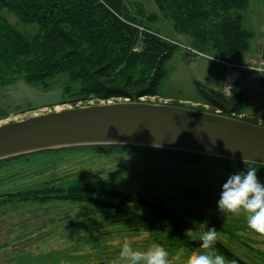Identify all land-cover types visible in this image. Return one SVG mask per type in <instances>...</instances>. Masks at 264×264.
Instances as JSON below:
<instances>
[{"label":"rangeland","instance_id":"374dc122","mask_svg":"<svg viewBox=\"0 0 264 264\" xmlns=\"http://www.w3.org/2000/svg\"><path fill=\"white\" fill-rule=\"evenodd\" d=\"M131 1L158 14L160 21L156 26L161 32L189 46L190 38L174 32L171 22L163 19L152 0ZM136 5L132 8L137 9ZM1 15L23 34L32 35L37 30L36 24L21 22L7 9L2 10ZM242 15L243 27L252 33L247 52H264V0H247ZM181 55V51L180 54L176 52L166 62L167 75L160 87V95L144 97L142 101L207 108L200 101L195 81L219 88L223 84L222 75L207 59L187 60ZM76 90L77 84L69 83L66 74L57 75L46 86L26 83L22 79L2 85L0 125L53 110L97 103L96 99L76 100ZM246 110L245 117H254ZM231 174L234 173L191 159L157 163L145 152L58 151L1 164L0 194L37 187L45 182L66 185L69 180L131 191L163 203L175 215L195 222L196 226L204 224L206 228H216L218 241L234 254L248 264H264V256L260 254L264 253V238L247 227L245 215L221 214L217 208L222 184ZM257 177L264 183L261 174ZM136 210L145 215L148 213L146 216L155 219L163 230L156 232L140 225L111 224L106 212L89 204L53 200L2 204L0 264H116L124 241L141 251L153 242L173 254L180 248L187 252L199 249L200 242L187 238L186 230L179 224L157 219L143 208Z\"/></svg>","mask_w":264,"mask_h":264},{"label":"trees","instance_id":"16d2710c","mask_svg":"<svg viewBox=\"0 0 264 264\" xmlns=\"http://www.w3.org/2000/svg\"><path fill=\"white\" fill-rule=\"evenodd\" d=\"M152 1L163 19L171 22L174 32L190 38L189 47L227 60H236L248 51L252 33L242 25V11L247 0ZM135 5L131 0H0V86L16 79L46 86L57 75L66 74L69 83L77 84L76 100L96 99L100 103L114 99L141 101L144 97L159 96L167 75L165 65L172 55L181 51L184 59L194 57L181 50L184 43L161 32L156 26L160 21L158 14L137 5V9H133ZM4 9L14 13L23 23L36 24L35 33L26 35L9 25L1 15ZM195 89L207 108L193 109L264 126V120L260 121L257 114L249 118L238 116L247 111L241 93L233 91L226 96L222 88L208 87L197 81ZM87 149L145 152L157 163L191 159L230 173L255 168L256 173L264 177V166L261 165L125 145L47 150L2 159L0 165L30 155ZM52 200L99 208L107 213L106 218L114 225H140L149 231L161 232V224L148 218V213L145 215L136 210L143 208L157 219L171 220L185 230L197 227L175 215L163 203L104 185L80 184L74 180H69L66 185L45 182L37 187L0 194V205L12 201L45 203ZM169 237L174 240L171 234ZM215 248L228 260L248 264L219 241ZM260 254L264 256V253Z\"/></svg>","mask_w":264,"mask_h":264},{"label":"water","instance_id":"95a60500","mask_svg":"<svg viewBox=\"0 0 264 264\" xmlns=\"http://www.w3.org/2000/svg\"><path fill=\"white\" fill-rule=\"evenodd\" d=\"M97 145L155 147L264 166V126L142 99L63 108L0 125V160Z\"/></svg>","mask_w":264,"mask_h":264},{"label":"clouds","instance_id":"9594fccd","mask_svg":"<svg viewBox=\"0 0 264 264\" xmlns=\"http://www.w3.org/2000/svg\"><path fill=\"white\" fill-rule=\"evenodd\" d=\"M217 208L221 214L239 216L243 213L247 227L260 238H264V183L259 181L255 168L236 172L226 178L222 184ZM185 236L200 242L197 251L187 252L180 248L173 254L155 242L141 251L124 241L120 245L116 264H237L215 248L219 239L216 228H206L204 224H200L194 229L186 230Z\"/></svg>","mask_w":264,"mask_h":264},{"label":"built area","instance_id":"2783aa9c","mask_svg":"<svg viewBox=\"0 0 264 264\" xmlns=\"http://www.w3.org/2000/svg\"><path fill=\"white\" fill-rule=\"evenodd\" d=\"M181 47L194 58L214 63L222 75L224 95L229 96L233 91L241 93L245 108L264 120V52H245L236 60H227L189 46ZM238 116L245 117V114L242 112Z\"/></svg>","mask_w":264,"mask_h":264},{"label":"crops","instance_id":"0c3cea01","mask_svg":"<svg viewBox=\"0 0 264 264\" xmlns=\"http://www.w3.org/2000/svg\"><path fill=\"white\" fill-rule=\"evenodd\" d=\"M222 86H223V84H222L221 87H219V88H222Z\"/></svg>","mask_w":264,"mask_h":264}]
</instances>
